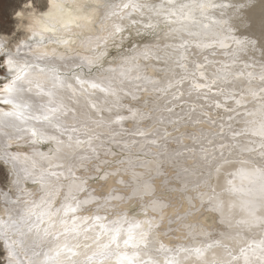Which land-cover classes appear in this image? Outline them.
Listing matches in <instances>:
<instances>
[{"label":"bare ground","instance_id":"bare-ground-1","mask_svg":"<svg viewBox=\"0 0 264 264\" xmlns=\"http://www.w3.org/2000/svg\"><path fill=\"white\" fill-rule=\"evenodd\" d=\"M45 1L44 12L35 10L31 2L23 7L27 12L20 11L17 18L27 19L28 25L22 29L29 30L28 37L6 55L12 81L0 96V103L8 105L0 107V160L10 170L14 195L7 190L0 192V242L5 262L264 264V169L256 165L251 153L235 152L241 145V134L234 132L237 120L231 116L224 127L227 133L232 131L227 157L228 146L209 156V160L203 157L204 164L186 157L185 161L191 162L184 166V159H180L184 156L177 155L168 167L173 173L170 176L156 163L159 156L154 157L149 147L161 144L148 135L151 117L132 120L124 126L116 107L118 103L135 102L141 107L145 101L150 103L152 97L142 87H150L152 80L172 74L164 68L173 69L177 82L185 84L183 77L188 70L200 64L188 49L178 54L174 47L181 46L178 40L186 35V24L202 16L206 18V28L205 32L196 31L197 44L218 40L224 45L227 38H244L230 61L236 67L225 73L224 82L228 90L243 91L234 76L247 72L246 66L264 65V0H227L220 6L223 10L231 8L224 20L207 16L210 7L206 0ZM199 5L202 10L196 12ZM240 7L244 12L241 17ZM234 15L242 20L232 24L230 17ZM167 24L168 31L160 32L163 40L159 50L148 47L138 51L141 55L136 58L104 66L103 73L96 74L94 80L80 74L67 77L78 67L90 69L101 64L109 43L117 37L134 30L141 36L150 30L159 33L158 27ZM212 26L222 34L210 31ZM6 42L5 36L0 37V55L7 50ZM99 43L102 44L97 46ZM182 60L191 62L182 65ZM121 66L127 72L122 77ZM228 75H234L232 80H227ZM137 76L140 79L131 88L129 81ZM201 76L208 85L215 80L211 71ZM199 80L192 77L193 85L204 88ZM145 94V98L140 97ZM181 95L185 93H175L173 96L179 99L162 110L155 133L160 128L158 131L164 134L175 129L188 132L192 126L203 131L212 128L204 123L194 126L191 117L199 116L204 108L186 113L191 112L186 110L187 105L196 109L199 104L193 102L197 101L194 97L180 98ZM155 96L161 101L171 98L165 93ZM188 99L192 101H184ZM182 101L186 102L184 107ZM207 101L203 102L206 108L213 106ZM258 125L264 128V111ZM136 127L132 142H126ZM77 133L86 134L88 140L79 142ZM182 143L180 148L186 146V141ZM137 144L139 148H134ZM119 145L131 157L126 159L122 154L119 169H114L112 181L105 188L106 197L100 200L84 177L96 175L110 158L111 147ZM14 146L20 149L11 154ZM81 149L87 153L85 158L92 154L96 158L82 162L75 153ZM243 149L248 150V146ZM212 151L216 149L208 152ZM133 153L143 155L136 158ZM91 171L94 173L89 174ZM131 197L139 198L134 200L140 216L129 213ZM209 217L213 219L207 220Z\"/></svg>","mask_w":264,"mask_h":264},{"label":"rangeland","instance_id":"rangeland-1","mask_svg":"<svg viewBox=\"0 0 264 264\" xmlns=\"http://www.w3.org/2000/svg\"><path fill=\"white\" fill-rule=\"evenodd\" d=\"M227 0H206V3L210 7V10L207 16H216L220 20H224L230 13L229 10H223L220 8L222 4ZM240 0H237V2ZM33 4L35 10L39 12H44L47 9V3L45 0H0V37L5 36L7 38V42L5 43V48L7 50L4 51L2 55H0V96L2 92L5 90V86L8 85L12 81V77L8 73V69L6 66V55L15 49L16 46L21 45L26 38L28 37L27 29H22V27H26L28 25L27 19L17 18L20 11L27 12L26 5L29 3ZM25 7V8H23ZM239 7V5H234L233 8ZM243 7V6H242ZM198 10H202L199 5L196 8V12ZM253 11L257 10V7H252ZM241 13L238 16H244L243 9L240 7ZM236 15L230 17V21L232 24L238 23L242 19ZM22 19V20H21ZM206 18L202 16L199 17L198 20L192 21L186 24L185 33L186 35H182V39L178 40L181 46H175L178 54H181L185 49L191 51L198 60L199 66H196V69L188 70V73L183 77L184 85L179 84L177 80L179 79L177 74L171 68H164V71H171L172 74L169 76H164L161 79L152 80L150 82V87L143 86L142 88L146 90V94L151 96L150 103L145 104L141 107L137 105L135 102L128 103L127 105H123L121 103L116 104V107L119 109L120 113V123L124 125L126 123L127 126L129 121L139 120L143 121L144 119L151 117L152 125H150L151 132L148 133L149 137L152 140L160 141L161 144L159 147H153L152 155L154 157L159 156L158 163L163 167L164 172L167 175L170 174L168 167L173 163V159L177 155L184 156L182 164L188 165L185 161L187 158L196 161L198 163L204 164L203 157L207 156L209 160V156L218 153L217 151L220 149L223 151L224 147H227V152L224 157H227L230 154L231 148V134L232 131L226 132L224 127L228 123L230 117H234L237 120V128L234 132H238L240 135L239 139L241 142L240 146H236L235 152L237 154H244L249 152L256 159L255 163L257 166H262L264 169V128L259 127L258 120L259 116L264 111V65L261 66H246L247 72H242L241 76L237 75H228L227 80L236 81L243 87V91L236 92L234 89H226L224 86V82H226L225 73L227 71H232L236 66L231 64L230 61L236 54L239 52L241 44L239 43L242 36H235L231 38H227L225 40L226 44L222 45V43L218 40H212L208 44H197L194 40V35L196 31H204L206 28ZM169 25H160L158 27L159 33L150 30L147 34L140 35L137 30L130 31L127 36L117 37L113 42L109 43V48L107 53L104 56V61L99 64L97 67H91L89 69L88 66H81L72 72L68 73L67 77H71L75 74H80L87 80H94L96 74L103 73V67L111 65L113 63H117L118 61H122L123 58H136L141 55L140 52L148 47H154L155 50L160 49V41L163 40V36L160 32L168 31L167 28ZM211 30H215L219 35L222 34V31L217 26H212ZM262 34L264 35V30L262 29ZM261 35V34H260ZM85 36H88L86 34ZM90 36H95V34H90ZM226 38V37H224ZM121 45L118 46L117 44ZM102 43H99L97 46H100ZM164 49V48H163ZM167 49V48H166ZM191 49V50H190ZM9 50V51H8ZM95 54V53H93ZM144 54H148L147 52ZM151 54V53H150ZM155 56V53L151 54ZM155 58V57H154ZM164 63H167L166 60H161ZM89 61H86V63ZM182 65L187 62H191L188 60H182ZM126 64V63H125ZM172 66H178V63H172ZM120 69L122 73L119 74L120 77L127 75V72L124 70V66H121ZM204 69V70H201ZM105 68L104 71H106ZM211 71L214 74L215 80L212 81V84L208 85L207 81L203 80L204 77L201 76L204 72ZM262 71V72H261ZM108 73V72H106ZM140 72L139 74H143ZM110 74V72H109ZM224 76V77H223ZM192 77L199 80L204 88H199L197 85H193ZM140 76H137L135 80L129 81L131 88H134L136 85V80H139ZM251 80L250 83H247V80ZM135 82V83H134ZM249 84V85H247ZM211 89H208V87ZM141 88V89H142ZM185 93V95H181L182 97H194L197 101H193L197 105V108H191V105H187V109H190L192 113L193 111H199V109L204 108V112L199 113V116L195 115L191 117V122L195 125L198 124H206L209 127H212L205 131H210L212 134L206 135L203 130H196V127L192 126V129L186 132V130L180 131V129H175L171 133L164 134L161 131L162 128L156 129V133L154 132L155 126L162 120L159 115L162 110H166L170 108L172 101H176V96H173L175 93ZM120 90H116L115 94L119 93ZM165 93L169 94L171 97L169 100H156V94L159 96L160 94ZM140 96L141 98H145ZM140 98V99H141ZM208 100V101H207ZM184 101H192L190 99ZM182 101L180 104L182 107L185 106L186 102ZM210 102L213 104L210 108H206L203 102ZM191 102V103H193ZM199 106V107H198ZM204 106V107H203ZM263 106V107H262ZM0 107H8L6 104L0 103ZM171 111H168L169 113ZM261 112V113H260ZM225 116V117H224ZM135 117V118H134ZM188 117V114H187ZM155 124L153 125V123ZM190 123V122H189ZM133 128V125L130 126ZM139 127H136L132 130L131 135L127 137V141L131 143L132 135L134 132L138 130ZM263 132L261 133V131ZM154 132V133H153ZM79 142H83V140H88L86 134H78ZM172 137H177V139H169ZM167 139V140H166ZM187 139V140H186ZM163 140V141H161ZM184 148H180L183 146L182 142H185ZM105 147L107 144H103ZM175 145L176 148H172ZM244 145L248 146V150H244ZM189 147V148H187ZM45 149H48L47 145H44ZM134 148H139L137 144ZM215 148L216 151L208 152L210 149ZM20 149V147L14 146L11 149V154L16 152V150ZM23 149H26V145L23 146ZM123 146L119 145L118 147L112 146L111 152H109L110 158L103 163L101 168L99 169L96 175H92L87 178L88 185H90L93 190L100 196V200H103V197H106L107 190L105 189L109 182L112 181V176L114 174V169H119V165L121 164L122 154L126 153L123 151ZM244 150V151H240ZM99 149L96 150V153ZM124 152V153H123ZM164 152H168V154H164ZM196 152V153H194ZM234 152V151H233ZM75 153L80 157L81 161L84 163L90 162L93 158H96V154H92L91 158H85L87 154L85 150H76ZM127 156L126 159L131 157L130 155L124 154ZM136 158L142 157L143 153H133ZM152 155H147L145 157H151ZM132 156V157H134ZM187 157V158H186ZM223 157V158H224ZM215 159V158H212ZM177 160V159H175ZM4 163V162H3ZM0 160V192L7 190L10 191L11 195H14V190L11 186V173L10 170L3 164ZM209 165V162L206 164ZM202 169H197L196 171H200ZM186 172V171H185ZM184 172V173H185ZM94 171L89 172V174H93ZM182 175H185L182 173ZM125 176H129L128 173H125ZM138 183H136L137 185ZM156 191V188L153 192ZM152 192V193H153ZM134 198L139 199L138 197H131L133 201V206L131 205L129 213L134 216H140L138 202L134 200ZM1 200V197H0ZM1 210V207H0ZM213 217L207 218V220H212ZM6 253L2 247V243L0 242V264H7L6 262Z\"/></svg>","mask_w":264,"mask_h":264}]
</instances>
